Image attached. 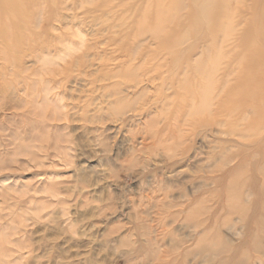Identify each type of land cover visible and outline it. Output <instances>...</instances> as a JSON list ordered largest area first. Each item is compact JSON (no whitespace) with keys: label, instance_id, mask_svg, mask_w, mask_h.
<instances>
[{"label":"rangeland","instance_id":"obj_1","mask_svg":"<svg viewBox=\"0 0 264 264\" xmlns=\"http://www.w3.org/2000/svg\"><path fill=\"white\" fill-rule=\"evenodd\" d=\"M9 2L17 7L1 18L0 264H219L221 241L244 246L237 260L264 264L250 247L264 225L225 215L240 203L231 188L243 189V205L254 201L249 167L232 157L250 155L259 139L228 136L226 124L194 128L207 112L180 118L176 98L201 84L178 87L171 56L161 57L189 30L191 9L177 14L176 0ZM252 5L230 2L237 45L225 47L222 67L243 62L232 63L224 92H252L253 43L240 39L259 32Z\"/></svg>","mask_w":264,"mask_h":264},{"label":"bare ground","instance_id":"obj_2","mask_svg":"<svg viewBox=\"0 0 264 264\" xmlns=\"http://www.w3.org/2000/svg\"><path fill=\"white\" fill-rule=\"evenodd\" d=\"M230 2L231 0H176L174 8H176L177 14L191 9L188 13L189 30L179 33L176 36L174 47L170 50L167 49V54H162L161 57L166 62L168 59H165V56H171L169 61L173 66L172 68L178 70L175 75L178 87L192 86L193 83L199 87V83L201 84L202 92H187V95H183L182 99L178 98V92L177 94L175 92L176 99L185 102V106L178 108L181 114L180 118H184L185 122L188 123L190 117L195 114L202 116L201 114L207 112L210 116H207L206 119L198 117L197 119L201 122L195 124L194 128L216 129L217 126L222 125L224 127L226 124L228 126L226 132L228 136L238 137L239 139L248 137L259 139L258 142L251 143L246 148L253 155L242 152L232 157L239 164L238 168L244 167L245 164L249 167L248 172L250 174L246 184L251 190L254 201L250 204L251 206L243 205L242 202L245 201L242 198L243 189L231 188V196L240 199V203L238 206H230V210L226 211L225 215L227 217L237 215L250 224L256 222L264 225V7H262V1L253 0L252 7L254 9L251 7V10H253L252 21L253 25L260 26L259 32L253 34L252 37L243 34L240 38L253 43L251 55L255 82L249 88L252 92H224L230 86V77L234 76L236 72L235 68H231L232 63L233 66L235 63L236 66H240L243 62L242 59L236 57L235 60H231L230 68L224 69L222 67L224 65L223 59H225V47L229 43L230 46L234 45L233 47L237 45H235L236 42H231L235 36L237 26L233 19L228 17ZM15 7H17L16 3H10L9 0H0V39L6 38L4 34L7 30L2 27L1 18L4 16L3 14L15 10ZM151 38L156 40L154 36ZM144 39H142V36L140 37L133 51L141 49L145 43ZM193 40H199V43H192ZM162 67L163 64L158 62L153 72H159ZM149 71L152 72V70ZM149 71L144 72L143 75H148ZM220 72L223 73L221 78ZM157 77H149L148 80L153 81ZM234 79L238 80L236 76ZM172 88L175 91V88ZM134 101L137 102L138 99ZM133 104L135 105V103H132L128 104L127 107L132 109ZM182 113L187 116H182ZM246 115L249 117H246ZM229 195L230 191L225 197L227 198ZM259 209L261 212L257 214ZM261 237L264 238V229ZM261 237L258 240L254 237L250 247L264 257ZM199 243L203 244L202 241ZM219 244L221 250L218 255L222 256L219 264H255L252 259H249V261L245 258L237 260L244 246L243 248H234L223 241ZM191 253L187 252L186 255L189 256ZM9 263L5 262L4 264Z\"/></svg>","mask_w":264,"mask_h":264}]
</instances>
